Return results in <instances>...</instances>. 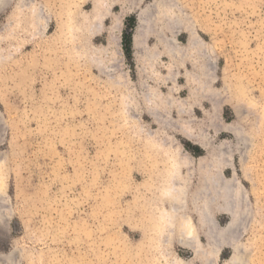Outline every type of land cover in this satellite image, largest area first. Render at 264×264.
I'll list each match as a JSON object with an SVG mask.
<instances>
[{
  "label": "rangeland",
  "instance_id": "1",
  "mask_svg": "<svg viewBox=\"0 0 264 264\" xmlns=\"http://www.w3.org/2000/svg\"><path fill=\"white\" fill-rule=\"evenodd\" d=\"M21 1L0 7V264H264V0H103L94 35L97 0H32L37 29ZM176 162L190 247L162 218ZM204 170L234 212L207 231Z\"/></svg>",
  "mask_w": 264,
  "mask_h": 264
},
{
  "label": "bare ground",
  "instance_id": "2",
  "mask_svg": "<svg viewBox=\"0 0 264 264\" xmlns=\"http://www.w3.org/2000/svg\"><path fill=\"white\" fill-rule=\"evenodd\" d=\"M2 1L0 0V7L2 5H4V7L8 5L7 2L9 0H4L3 3H2ZM21 2H22V4H20V6L18 7L14 24L15 25L18 24L17 26H19L22 14H24L25 11L28 10L30 13V14L29 13L28 14H29L30 19H31V21H28V25L32 26L33 29H37L38 27H40L43 23L42 20L44 18H43L42 11L37 6V4L35 2L33 3L32 0H22ZM103 5H104L103 0H97L95 2V5H94L92 16L88 17L86 22H85V26L87 28V33L89 32L90 35L95 34L96 28L101 24V22L104 20V18H106L108 16V12L103 9L104 8ZM19 9H20V11H19ZM89 47H90V45H89ZM2 120L3 119L1 116V112H0V135L2 132L1 129L3 127V125H2L3 121ZM198 145L202 148H205V146L202 145L201 143H198ZM3 161H4L3 156L0 155V174H1V171L3 169ZM179 167H180V164L178 162H176L174 168L170 172H168V175L165 179V186L166 187L164 190V197H165V201H167L169 203V207H167L166 210H164L162 212V218L165 221V223L168 222V223L173 224V227L175 228V233L178 234L181 244L186 246V247H190L189 243H190V239H192L191 236L194 232H197V227L192 222V220H188V219L186 220L185 218H183V219L178 218V213H179L178 209L180 207L179 206L180 202L178 203V201H177L178 198L176 196V193L177 194L179 193V195H180V193H184V188H185L184 184L182 182H180L179 186L178 185L176 186L177 181L180 180L179 179V177H180ZM208 176H209V170H204L200 176V179H199V186H200L199 188L202 192L198 193V198H194V205L196 207V211H197V214L199 216V222H200V227H201L200 229L203 231H207L206 222L207 221L209 222L211 219L214 218V211L213 210H215V209H217L219 211L222 210L223 212H226L227 214H229L231 217H234V212L232 210L233 203L231 201H229L227 198H225L222 195L220 196V198H218V200H215L214 197L212 196L213 193L210 191L211 190L210 188L212 186V182L210 181V178ZM160 178H154V179H158V181H159V180H161ZM163 178H165V177H163ZM4 184L5 183L3 182V180L0 176V218L1 219L3 217V214L1 213L2 200H4L6 197ZM158 184H159V182H158ZM173 186L176 187V189L179 188V190L176 191V193H172V191H171ZM159 190H161V189H159ZM182 208H183L182 211H185V207H182ZM202 222L205 225V228L204 227L202 228V225H201ZM194 253H195L194 254L195 259L207 262L206 254H204V255L200 254L198 252V250H196V249H195ZM12 256H13V254H10V255L0 254V263H1V261L3 263L4 262L5 263L10 262L12 259ZM227 264H238L237 259L233 258L231 260V262H229Z\"/></svg>",
  "mask_w": 264,
  "mask_h": 264
}]
</instances>
